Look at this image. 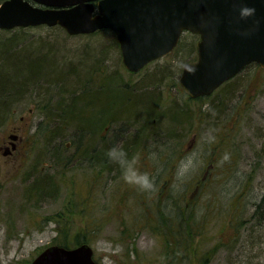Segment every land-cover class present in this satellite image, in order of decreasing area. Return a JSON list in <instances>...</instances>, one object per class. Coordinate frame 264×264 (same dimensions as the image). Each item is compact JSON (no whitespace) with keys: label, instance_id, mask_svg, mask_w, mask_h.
Here are the masks:
<instances>
[{"label":"rangeland","instance_id":"obj_1","mask_svg":"<svg viewBox=\"0 0 264 264\" xmlns=\"http://www.w3.org/2000/svg\"><path fill=\"white\" fill-rule=\"evenodd\" d=\"M13 32L0 31V42ZM30 32L29 39L53 40L56 54L68 51L69 58L49 56L57 64L1 115L0 264H30L65 232L74 246L72 236L89 221L98 224L90 244L99 264H264V68L252 63L229 88L196 99L179 83L183 65L197 56L195 34L184 32L172 53L131 72L109 30L70 35L43 25ZM99 46L108 50L91 63ZM72 67L93 85L86 100L69 105L81 121L67 116L66 124L61 109L50 107L73 85ZM150 93L156 97L147 116ZM182 105L188 116L176 113ZM173 113L182 120L171 126ZM13 134L17 146L4 154ZM102 136L112 139L110 147L129 144L128 156L152 177V189L108 165ZM191 208L192 248L197 259L208 256L200 263L168 253L171 239L187 235L181 223Z\"/></svg>","mask_w":264,"mask_h":264},{"label":"water","instance_id":"obj_2","mask_svg":"<svg viewBox=\"0 0 264 264\" xmlns=\"http://www.w3.org/2000/svg\"><path fill=\"white\" fill-rule=\"evenodd\" d=\"M34 1L74 6L55 10L30 0H5L0 28L59 23L69 34L109 28L119 41L124 65L134 72L172 51L183 31L198 33V60L185 63L179 78L191 97L211 94L251 62L264 67V0H99L94 16L89 0ZM243 2L256 5L255 16L239 17ZM31 264L98 263L91 245L84 243L50 245Z\"/></svg>","mask_w":264,"mask_h":264},{"label":"trees","instance_id":"obj_3","mask_svg":"<svg viewBox=\"0 0 264 264\" xmlns=\"http://www.w3.org/2000/svg\"><path fill=\"white\" fill-rule=\"evenodd\" d=\"M31 28L32 27L15 28L13 30L14 32L12 33L11 36L6 38V40H1V42H0V121L1 122L3 120V118L1 120L2 113H4L6 110L12 108L11 102L13 100H15L16 97H18L19 93L22 92L24 90V88H26V87L29 88V86L30 87L36 86V84L38 83V81H36V80H42L40 75L42 73L47 74L46 71L51 68V65L53 63H54L53 66L57 64L55 62V60L52 62V61L48 60L47 58L49 56L57 58L58 55H61V54H58V55L56 54L58 48H57V46L53 45V42H52L53 40L50 41V40L45 39V38H42L41 40L29 39L31 37L30 35L32 34L30 32ZM107 50H108V48H105V46H104V49H103V46H99V49L93 53L94 56H92V59H89V60H91V63L93 62V60L95 58L100 57V55H104ZM67 53H68V51H67ZM67 53L65 52L66 57L69 58ZM73 53H74V51H73ZM65 54L62 53L61 57H63V55L65 57ZM84 57L87 58L86 56H84ZM83 67H84V64H83ZM86 69H87V67H86ZM83 72L84 71H82L81 68H80V70H78L77 67H72V70L69 71V74L72 75V77L74 78L73 85L70 86L69 88L68 87H62L61 88V91H60L61 96L59 97L60 100H58V103H60L59 107H50V109L51 108H57V110L61 109V113H58V115H59L58 117H59V119L62 118V120L66 124H67L66 121H68L66 118L67 116L72 117V119L75 122L78 121V123H79L81 121V118H79V120H78L76 115H74V114L70 115V108L71 107H69V105L71 106V104H72L73 107L76 108L75 107L76 102H78L79 100H86L88 98L87 94H89L91 92L90 85H93V83H89V76L88 77H82L81 74ZM57 81H59V80H57ZM230 83H232V80L226 82L223 85V87L227 86V88H229L228 86ZM148 89H149V86H145L141 89V91H149ZM233 89H234V86H233ZM233 89H228V91H231ZM131 92H135V91L132 90V91L128 92L127 96L130 97V101L132 100L131 95L133 96V93H131ZM228 93L229 92H226L225 95L228 96ZM68 95L71 96V99L65 100ZM151 96H152V93L149 94V96L147 97V99L145 101L146 103H144L145 105H143V107H145V113L148 112V114L146 113L147 116H149V114L151 113V111L153 109V104H154L153 99L155 100V97H156L153 95L154 98H151ZM220 103L222 104V102H220ZM67 106H68V109H67ZM185 106L182 105V106H180V108L185 110L187 113H185L183 110L178 109V111L176 113L179 116H180L179 113H183L184 115H187V114L189 115V111L186 109L188 106L187 107H185ZM7 115H8V111H7ZM181 120H182L181 117L179 118V117L175 116V114L173 113L170 117L169 124L171 126H173ZM135 121L139 122L141 120L136 119ZM69 123H72V122L69 121ZM106 125H108V124H106ZM104 128H106V126ZM79 138L80 139H78L77 141H79V140L81 141L80 135H79ZM102 140L104 142L100 141V143H103L101 146L100 153L101 154L103 153L104 156L106 155L105 156L106 162H108V165H111L110 167H116V168L121 169L120 165L117 162L110 160L108 155H107V149L110 148V145L113 144L112 139H109L106 142L105 136H102ZM105 142H106V144H104ZM77 144H80V143H77ZM124 148L129 149L130 148L129 144L126 143ZM77 149H79L81 151L84 150V148H82L81 145L76 146V152H77ZM87 150H89V149H87ZM91 151H92V149H91ZM104 152H105V154H104ZM89 154L94 155V153H89ZM38 189H40L39 186H37L35 190L39 191ZM37 193H39V192H37ZM263 200H264V198H263ZM190 210H192V208ZM193 213H194L193 210L190 211L189 213H187V216H185L183 218V221L181 223L183 228H186V226H187V231H188L187 235L182 234L181 230H180V233L178 232L175 235L178 236V234H180V235L182 234V236L177 237V239L175 237L173 239H171L170 242H171V244L173 243L174 246H173V248H171V250H168L169 259L172 257V255H178V254L179 255L181 254V256L184 260L186 258H188V261H190V262L196 261L197 263H200V262H202L200 260L208 259V256L206 258L203 255L199 259H197L196 258L197 256L195 255L197 253V251H196L197 247L192 248L195 246H194V243L192 241V234L190 233L191 230H190V228H188V226H189V224H191V219L193 217ZM94 223H96V222L89 221L88 223H86L83 226V228L81 230L77 231L72 236V240L74 242H77L76 245L81 244V243H85V242L90 243V240L92 239V235L95 234L97 227H98V224H94ZM229 224H230V222H229ZM175 232H177V231H174V233ZM64 235L65 236H63V239H61V243H58V244L69 245L68 244L69 243L68 236H70V235L68 234V232H65ZM165 239H168V238H165ZM221 240L222 241H219L221 244L226 243L225 242L226 240L224 238H221ZM176 244H178L179 247H175ZM207 251H210V250H207ZM206 262L207 261H204L202 264H205Z\"/></svg>","mask_w":264,"mask_h":264},{"label":"clouds","instance_id":"obj_4","mask_svg":"<svg viewBox=\"0 0 264 264\" xmlns=\"http://www.w3.org/2000/svg\"><path fill=\"white\" fill-rule=\"evenodd\" d=\"M257 8L255 4L243 2L239 5V17L247 19L255 16ZM187 67V65H185ZM107 155L110 160L117 162L123 174V179L130 184L137 185L141 190H148L154 187V182L149 173L141 171L135 166L136 157H129L127 150L120 145H113L107 149ZM229 153L225 152L223 159L227 160Z\"/></svg>","mask_w":264,"mask_h":264},{"label":"flooded vegetation","instance_id":"obj_5","mask_svg":"<svg viewBox=\"0 0 264 264\" xmlns=\"http://www.w3.org/2000/svg\"><path fill=\"white\" fill-rule=\"evenodd\" d=\"M92 3L97 7L98 0H93ZM96 11H97V8L94 11V13H97ZM10 138L16 139L17 138V135L16 134H13V136H10ZM14 139H10V146H6L5 147V153H11L12 152L11 150H13V149L16 148L17 145H16Z\"/></svg>","mask_w":264,"mask_h":264},{"label":"bare ground","instance_id":"obj_6","mask_svg":"<svg viewBox=\"0 0 264 264\" xmlns=\"http://www.w3.org/2000/svg\"><path fill=\"white\" fill-rule=\"evenodd\" d=\"M117 133H120L119 131H117Z\"/></svg>","mask_w":264,"mask_h":264}]
</instances>
